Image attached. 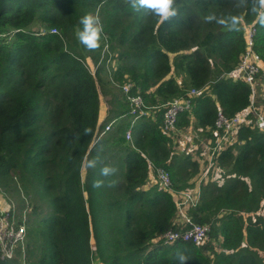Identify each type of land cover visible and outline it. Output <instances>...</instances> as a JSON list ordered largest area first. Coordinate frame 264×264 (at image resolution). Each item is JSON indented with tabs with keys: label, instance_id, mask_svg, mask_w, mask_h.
I'll return each instance as SVG.
<instances>
[{
	"label": "trees",
	"instance_id": "trees-1",
	"mask_svg": "<svg viewBox=\"0 0 264 264\" xmlns=\"http://www.w3.org/2000/svg\"><path fill=\"white\" fill-rule=\"evenodd\" d=\"M238 2L176 0L179 16L159 24L125 0H0V188L21 204L19 213L28 207L29 263L177 264L179 251L191 258L187 264H264V131L251 114L235 141L212 158L210 150L203 155L216 142L217 111L233 116L252 103L250 86L227 77L244 50L245 25L256 28L253 48L264 64V27L250 13L251 0L234 7ZM213 13L239 15V31L206 23ZM86 14L103 24L96 51L77 38ZM104 44L117 62L113 82L108 54L95 75L85 66L87 58L98 61ZM128 81L150 107L133 125L118 87ZM108 85L118 92L101 122L98 87ZM192 88L197 93L178 115L177 130L165 131L162 105ZM255 99L264 112V95ZM112 119L113 128L96 139ZM94 157L97 168L85 169L82 180L83 162ZM148 160L153 172L170 173L176 190L193 188L208 168L196 204L186 209L193 222L210 227L206 243L152 244L179 226L172 194L147 180ZM105 165L116 173L101 177ZM98 179L105 183L95 188ZM0 264L20 263L0 256Z\"/></svg>",
	"mask_w": 264,
	"mask_h": 264
},
{
	"label": "built area",
	"instance_id": "built-area-1",
	"mask_svg": "<svg viewBox=\"0 0 264 264\" xmlns=\"http://www.w3.org/2000/svg\"><path fill=\"white\" fill-rule=\"evenodd\" d=\"M44 29H41L43 32ZM56 32L55 28L50 30ZM256 35V28L254 24L244 26V50L240 55L236 67L227 74V77L233 79H243L251 88L252 103L251 105L233 115L226 116L220 109L217 111L216 119L214 121L215 128L213 129L216 135L215 145L209 146L210 158L219 150L224 149L228 144L232 143L236 139V133L243 121L249 122V116L252 114L251 121L253 126L258 130L264 131V112L261 108L254 106L255 96L259 93L264 95V68L263 62L259 54L254 50V39ZM105 54H108L105 59ZM105 59V67L109 78L112 80L110 66L113 63L111 54L108 49V45L104 44L102 53L98 61L95 63L87 58L85 66L88 71L95 75L96 70L100 67ZM133 83L128 81L119 85L121 92L125 96V99L129 105V113L132 115L130 125H133L135 120L141 116H146L150 113V107L144 103L142 95L139 90H136L135 94H131ZM197 93L192 88L184 96L174 97L169 99L162 105L163 115L162 123L163 129L167 132H174L177 130L176 122L178 115L188 110L191 106V98ZM116 119L110 120L105 126L98 130L96 139H99L104 133L113 128V124ZM126 141H131V130L128 128L125 132ZM210 142V141H209ZM152 161L148 160L149 175L147 180L151 179L152 184L157 185L160 189L172 194V199L176 204V215L174 217V223L179 226L177 230L169 229L163 233L157 235L152 244H158L167 246L173 244L175 241L182 240L185 242H191L196 246H201L209 239L210 227L204 224H198L192 221L189 215L186 213V209L190 205H195L199 198L200 183L207 180L208 168L202 173L196 180V184L193 188H185L182 190H176L173 188L170 173L163 168H156V171H152ZM0 191H3L0 188ZM3 197H5L3 195ZM9 202H14L12 199L5 197ZM27 209L24 208L23 212H18L14 203L5 207L0 200V256L4 259H15L20 264H31L27 260L25 245H26V228L25 219Z\"/></svg>",
	"mask_w": 264,
	"mask_h": 264
},
{
	"label": "clouds",
	"instance_id": "clouds-1",
	"mask_svg": "<svg viewBox=\"0 0 264 264\" xmlns=\"http://www.w3.org/2000/svg\"><path fill=\"white\" fill-rule=\"evenodd\" d=\"M131 9L135 12L144 10L146 13L151 14L158 20L159 24H164L176 18L180 14L179 8L176 6V0H125ZM252 6L250 13L255 16L256 24L260 27H264V0H251ZM248 4V0H239L234 5L236 8L244 7ZM206 23H215L230 31H239L241 18L239 15L229 14L227 16H217L216 14H209L204 17ZM82 28L77 32V38L79 42L89 51L99 50L101 47V37L103 33V24L100 18L93 14H86L80 19ZM85 135L91 133V129H85ZM102 149V146H101ZM98 166L97 158L86 159L83 162L85 169H95ZM117 169L113 166L105 165L100 168L101 177H110L116 173ZM104 180H96L93 183V187L100 188L104 186ZM114 182H109L108 187L113 186ZM191 259L185 255L184 252L176 253L177 264H187V261Z\"/></svg>",
	"mask_w": 264,
	"mask_h": 264
},
{
	"label": "rangeland",
	"instance_id": "rangeland-1",
	"mask_svg": "<svg viewBox=\"0 0 264 264\" xmlns=\"http://www.w3.org/2000/svg\"><path fill=\"white\" fill-rule=\"evenodd\" d=\"M32 27L39 28V27H41V26H39L38 23H35V24H33ZM116 63H117V62L114 60L113 64L116 65ZM98 91H99V96H100V97H99V99H100V112H101L102 114H106V115H108L109 113H107V110H109L110 107H111L110 100L112 99V96H113V95H116V94H117L118 90L115 89L114 87H112L111 85H108V86H106L104 89L101 88V87H98ZM103 91H107L108 93H107V94H104ZM255 100H256V99H255ZM259 103H260V102H259ZM261 107L264 108V101H263V104L261 105ZM99 115H100V113H99ZM102 119H103V118H102ZM102 119H99V120L101 121ZM194 134H195V132H194V133H191L190 135H188V134H184V135H187V137L191 138V137H193ZM187 137H183V138H182L183 141H184V140H185L186 142L190 141V139H188V140L185 139V138H187ZM201 140H202V139H201ZM193 142H196V141H193ZM176 150H177V149H176ZM177 151H178V152H182L183 150H177ZM208 152H209V146H208V147L206 146V148L203 150V155L208 154ZM81 173H82V180H84V176H85V168H84V167H82V169H81ZM7 196H8V195H7ZM8 197H9V196H8ZM10 197H11V196H10ZM11 198H12V197H11ZM30 198L32 199V197H30ZM0 200H1V202H2V205L5 206V207L11 205L12 203H14V205L16 206V208H18V206H19V207L21 206V204H19L17 201H15V200H13V199H12V200H13L14 202H9L8 199H6L5 197H3L1 191H0ZM25 202H27L28 204H30L29 199H26ZM24 208H26V209L28 210V207H27V206H25Z\"/></svg>",
	"mask_w": 264,
	"mask_h": 264
},
{
	"label": "crops",
	"instance_id": "crops-1",
	"mask_svg": "<svg viewBox=\"0 0 264 264\" xmlns=\"http://www.w3.org/2000/svg\"><path fill=\"white\" fill-rule=\"evenodd\" d=\"M263 68H264V64H263ZM261 96H262V95H261ZM257 98H260V96H258ZM106 116H107L106 114H102V113H101V119L103 118V119L101 120V122L105 120Z\"/></svg>",
	"mask_w": 264,
	"mask_h": 264
}]
</instances>
